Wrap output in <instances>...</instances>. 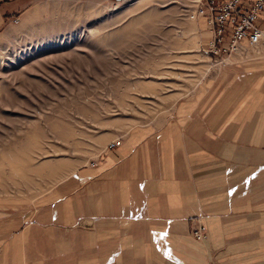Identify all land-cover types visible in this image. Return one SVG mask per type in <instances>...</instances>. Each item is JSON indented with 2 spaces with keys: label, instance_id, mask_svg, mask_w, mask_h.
<instances>
[{
  "label": "rangeland",
  "instance_id": "obj_1",
  "mask_svg": "<svg viewBox=\"0 0 264 264\" xmlns=\"http://www.w3.org/2000/svg\"><path fill=\"white\" fill-rule=\"evenodd\" d=\"M202 9L204 0H0V264L26 230L35 258L41 240L54 245L63 231L86 230L56 223L88 220V170L116 149L111 143L167 133L182 105L185 122L205 119L213 136L235 133L237 116L263 131L264 41L214 55ZM239 105L258 109L232 113ZM255 148L259 188L262 137ZM78 192L85 201L70 213ZM240 214L221 221L215 264H264L263 211ZM191 225L193 241L208 245L203 221ZM200 226L207 238L197 241Z\"/></svg>",
  "mask_w": 264,
  "mask_h": 264
},
{
  "label": "crops",
  "instance_id": "obj_2",
  "mask_svg": "<svg viewBox=\"0 0 264 264\" xmlns=\"http://www.w3.org/2000/svg\"><path fill=\"white\" fill-rule=\"evenodd\" d=\"M3 16L1 11L0 25ZM185 108L179 107L181 121L167 123V133L130 137L88 170L81 181L88 182V220L56 223L86 230L63 231L62 241L58 237L54 245L41 240L37 258L27 252L33 239L26 230L5 245V258L11 254L6 264H215L225 231L221 221H240V213L256 210L263 211L264 219V200L257 202V195L264 199V174L257 188L255 165L261 137L264 148V125L257 135L250 119L237 116L235 133L220 129L213 136L216 130L209 131L205 119L190 127ZM257 109L239 105L231 112L250 115ZM188 128L198 130L199 138L193 139ZM198 218L210 235L208 245L191 237V221ZM21 238L27 242L22 249Z\"/></svg>",
  "mask_w": 264,
  "mask_h": 264
},
{
  "label": "built area",
  "instance_id": "obj_3",
  "mask_svg": "<svg viewBox=\"0 0 264 264\" xmlns=\"http://www.w3.org/2000/svg\"><path fill=\"white\" fill-rule=\"evenodd\" d=\"M200 16L212 30L210 43L214 55L239 54L246 47L256 48L264 41V0H204ZM118 143H111L109 149ZM197 241L205 240V226L194 233Z\"/></svg>",
  "mask_w": 264,
  "mask_h": 264
},
{
  "label": "bare ground",
  "instance_id": "obj_4",
  "mask_svg": "<svg viewBox=\"0 0 264 264\" xmlns=\"http://www.w3.org/2000/svg\"><path fill=\"white\" fill-rule=\"evenodd\" d=\"M139 1H140V0H139ZM261 42H262V41H261ZM260 44H261V43H260ZM260 44H259V45H260ZM244 51H245V49H243V50L241 51V53H244ZM116 143H118V146H117V147H119V145H120V141H117ZM116 143H115V144H116ZM117 147H116V148H117ZM108 148H109V147H108Z\"/></svg>",
  "mask_w": 264,
  "mask_h": 264
}]
</instances>
